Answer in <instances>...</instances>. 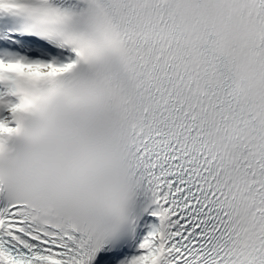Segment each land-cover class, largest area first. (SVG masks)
Listing matches in <instances>:
<instances>
[{
    "label": "snow or ice",
    "instance_id": "snow-or-ice-1",
    "mask_svg": "<svg viewBox=\"0 0 264 264\" xmlns=\"http://www.w3.org/2000/svg\"><path fill=\"white\" fill-rule=\"evenodd\" d=\"M0 264H264V0H0Z\"/></svg>",
    "mask_w": 264,
    "mask_h": 264
}]
</instances>
